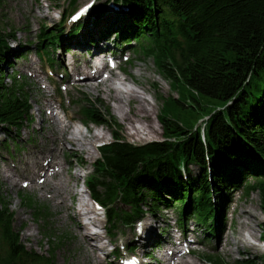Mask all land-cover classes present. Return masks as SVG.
<instances>
[{
  "label": "trees",
  "instance_id": "obj_1",
  "mask_svg": "<svg viewBox=\"0 0 264 264\" xmlns=\"http://www.w3.org/2000/svg\"><path fill=\"white\" fill-rule=\"evenodd\" d=\"M75 3L70 0L56 29L43 27L37 51L53 64L49 48L60 47L64 33L74 36L86 25L111 21L115 28L106 29V40L113 36L115 47L134 43L178 93L165 97L158 115L164 139L133 144L113 130L111 140L98 146L84 184L102 205L110 235L117 224L170 207L182 227L191 218L215 234L213 195L229 189L258 192L264 213V0H93L85 17L69 21L86 2ZM9 35L0 29V127L6 135L31 120L27 84L17 75L4 82L2 67L13 55ZM83 110L84 125L116 124L108 109ZM22 200L39 209L32 198ZM260 226L264 240V221ZM54 256L25 246L0 191V264H54Z\"/></svg>",
  "mask_w": 264,
  "mask_h": 264
},
{
  "label": "rangeland",
  "instance_id": "obj_2",
  "mask_svg": "<svg viewBox=\"0 0 264 264\" xmlns=\"http://www.w3.org/2000/svg\"><path fill=\"white\" fill-rule=\"evenodd\" d=\"M84 2H93V0H76L75 4L80 5ZM67 10H71L70 0H0V29L2 33L10 34L7 37V43L13 54L9 58L10 62L2 67L5 76L4 82H10L9 77L17 75L16 77L27 84L31 101V120L26 122L20 131L15 132L14 129H11V132L6 135L0 127V170L11 171L14 169L13 164H16L17 167L23 165L22 159L29 158L31 152L37 149L38 143L45 144L46 140L41 134L40 126L50 134V125L46 121L40 123L46 115L43 112L45 105L43 95L50 99L57 115L64 119V112L62 113L56 107L57 101L60 100L67 107L66 114H72L69 122L74 126V132L79 131L80 134L90 135L89 129L104 134L103 139L94 140L93 146L90 147L91 154L89 156L83 154L84 161L77 155L69 154L67 151L69 146L65 149L66 156L63 155L60 147L55 151L60 156L59 161L62 167L59 170L62 171L61 175L77 185L76 189L79 194L71 197L68 201L77 205L78 196L89 204V194L84 187V182L92 171L94 160L99 156L98 145L110 141L113 130L133 144H144L164 139L158 122V115L161 113L165 97L177 96L178 93L171 87L169 81L159 73L152 58H148L142 52H137L136 48L132 47L134 43L129 44L130 47L126 48L122 45L115 47L113 36L106 40L107 36L104 35V32L107 28L114 27L110 23L111 21L107 20L98 24L86 25L74 36H68L67 32L64 33L60 47L49 48V57L53 58L54 61L52 64L43 51H37L35 44L39 33L44 29L43 27L56 29L59 20L66 16ZM110 10L112 11L111 6ZM69 21H71V17H69ZM63 25L66 30L69 28V24L64 23ZM101 35V39L106 40L103 45L106 49L103 50L109 48V52H115L116 61L122 62L128 71L134 73L141 69L140 71L143 73L141 77L144 87L147 88L144 95L153 104L152 120L157 127V135L152 140L138 141L130 136L126 129L127 121L120 118L111 98L98 95L96 92H79L67 87L70 81L75 80L69 77V73L72 71L73 53L79 51L73 42H77L79 46L82 44L88 46L90 42L89 47H92L93 44L98 43L96 37H101ZM122 48H124L122 53H119ZM86 51H88V55L85 52L82 53L85 58L90 55L92 49ZM28 65H32V67L29 69ZM31 69L37 73V77H31ZM117 72L119 71L117 70ZM150 77L157 81L158 86L152 83ZM130 85L136 86L132 83ZM85 105L99 108L103 113L108 109V113L112 119H115L116 124H82L84 123L82 121ZM197 124L202 125L203 119H199ZM67 154L69 155L67 156ZM191 170L196 172L195 167H192ZM14 180L17 181L16 176H14ZM254 180L255 178L246 177V181L253 182ZM22 182L29 181L23 179L20 183L22 184ZM0 191L6 196L10 208L14 212L15 228L19 229L21 240L28 249L39 253L54 251V264H94L90 256L83 250L84 240L77 231L74 220L64 215L52 199L30 186L20 187L19 184L13 186L11 182L6 181L1 171ZM22 197L32 198L39 209L30 208L22 200ZM212 201L215 208L213 218L215 234H210L204 224L196 223L191 218H188L182 227L176 220L177 210L170 207L167 209L160 208L154 212H144L140 220L129 225L117 224L114 235H110V224L106 223L104 211L95 205L94 208L98 209L100 213L95 225H90V227L93 232L98 231V235L102 236L101 243L105 245L103 249L96 252V255L101 258L102 264H121L123 259L120 257L124 256L123 258H127L129 261L134 257L133 252L136 254L141 252L142 257L146 258L145 261L155 263L162 254L155 247L153 248L154 243L162 245L163 240L170 232L174 241H177L175 235L180 236L183 242L185 238L189 240L190 245L186 247L184 244L188 243L187 241L184 244H178L183 252H186L187 249H194L192 254L186 256L189 261H196L198 264H215L209 259V257H215L220 264H264L262 256L264 243L260 242V225L264 221V213L259 193L250 191L248 194H243L241 190L229 189L214 192ZM127 208L125 207L124 210H128ZM243 208L252 210L257 216V219L251 223L250 229H242V233L249 239V242L238 250L235 246L229 247L230 249H223L227 239L234 237L237 240L240 237L241 229L238 224V215ZM81 219L89 223L87 217L82 215ZM150 221L153 223L157 240L154 238L142 246L140 243L143 240L141 241V237L138 235H140L146 222ZM250 231L252 234L249 233ZM253 242L260 245H254ZM130 246L135 250L128 253Z\"/></svg>",
  "mask_w": 264,
  "mask_h": 264
},
{
  "label": "bare ground",
  "instance_id": "obj_3",
  "mask_svg": "<svg viewBox=\"0 0 264 264\" xmlns=\"http://www.w3.org/2000/svg\"><path fill=\"white\" fill-rule=\"evenodd\" d=\"M97 39L99 42L97 44H91L92 47H89V43L88 46L85 44H82L85 46H79L77 42H73L75 48L79 49V51L73 53L74 60L71 63L72 71L69 73V77L75 80L70 81L67 87L79 92L92 91L98 95L111 98L114 101L115 110L119 113L120 118L127 121L128 125L126 129L134 140L149 141L154 139L157 135V127L152 120L154 109L153 104L144 95L147 88L144 87L141 69L133 73L132 71H128L122 62L116 61V68L120 69V73L117 72L116 68L110 67V76L102 78L100 70L96 69V65L92 63L91 58L89 56L85 58L82 54L85 52L88 55V51H86L88 49H92L94 54L97 51L106 49L103 47L106 40L101 39L99 36L96 37ZM31 67L32 65H28L29 69ZM30 73L31 77H37V73L33 69H31ZM150 79L152 83L158 86L156 80L151 77ZM117 81L121 86H117ZM131 83L136 86L130 85ZM43 100H45L43 112L46 115L41 119L40 123L46 121L50 125V134L40 126L41 134L46 140L45 144L41 145L38 143L36 146L37 149L31 152L30 157L22 159L23 165L17 167L16 164H13V170L7 171L1 169L0 171L5 176L6 181L11 182L13 186H18V184L20 187L30 186L33 189H38L49 199H52L55 205L63 211L64 215L74 220L77 231L84 240L83 250L90 256L92 262L94 264H102V260L96 255V252L103 249L105 245L101 243L102 236L98 235L99 233L96 231L93 232L90 227V225H95L99 214H96L89 223L84 222L81 219L84 214L82 210L87 209L92 212L94 209L89 207V204L80 196L77 197V205L68 202L71 197L79 194L76 189L77 185L75 182L66 180L61 175L62 171L59 169L62 167V164L59 161L60 156L55 151L60 147L63 155L66 156L65 149L69 146L68 153L77 155L84 161V158H82L83 154L89 156L91 154L90 147L93 146L94 140L103 139L104 134L89 129L90 135L80 134L79 131L74 132V126L69 122L72 114H66L67 107L60 100L57 101L56 107H59L64 112L63 119L57 115L53 105L50 103V99L46 95H43ZM14 176L17 177V181L14 180ZM53 178L56 179L53 180ZM23 179L29 182H22L21 184L20 181H23ZM256 219L257 216L252 210L247 208L240 210L238 215V224L241 229L240 237L237 240L234 237L227 239L223 249H230L231 246H235L238 250L241 246L247 244L249 239L242 233V229H250L252 226L251 223ZM249 233L252 234L251 231ZM138 236L141 237V241L143 240L140 243L142 246L145 242L153 240L154 238V240H157L153 230V223L151 221L146 222ZM184 240L188 242L187 245H190L187 238ZM163 241L164 243L162 245L160 244L159 248L162 256L155 263L145 261L146 258L142 257L141 252L136 254L133 252L135 248L131 249L137 264H198L196 261L186 259V256L192 254L194 249L191 248L187 252H183L180 245H175L174 238L170 232ZM252 244L260 245L256 242ZM169 245L175 247L171 249ZM127 252L131 253L129 251ZM123 257H121L123 260L127 259Z\"/></svg>",
  "mask_w": 264,
  "mask_h": 264
}]
</instances>
